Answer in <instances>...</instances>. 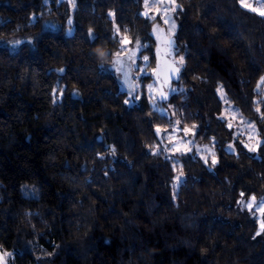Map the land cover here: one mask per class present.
<instances>
[{
  "label": "trees",
  "instance_id": "obj_1",
  "mask_svg": "<svg viewBox=\"0 0 264 264\" xmlns=\"http://www.w3.org/2000/svg\"><path fill=\"white\" fill-rule=\"evenodd\" d=\"M71 3L0 0V250L9 263L264 264V236L246 208L264 198V17L240 0H176L167 38L154 30L159 15L142 14L145 0ZM251 3L264 11V0ZM169 40L185 64L160 102L194 142L213 143L215 165L165 150L171 119L152 108L144 83ZM133 52L150 72L138 96L117 72L125 65L132 83ZM232 113L256 132V150L241 143Z\"/></svg>",
  "mask_w": 264,
  "mask_h": 264
},
{
  "label": "rangeland",
  "instance_id": "obj_2",
  "mask_svg": "<svg viewBox=\"0 0 264 264\" xmlns=\"http://www.w3.org/2000/svg\"><path fill=\"white\" fill-rule=\"evenodd\" d=\"M245 3L248 5H251L252 7L253 4L251 3V0H245ZM71 8H73V4L71 3ZM172 7V4L169 2V0H152V2L147 0V7H146V0L144 3V8L142 14L147 11L148 16L154 17L156 15H159L160 17V22L161 25L157 24L155 26V29L157 33H164L167 38H170L174 35L175 29L173 30L171 25L175 23L174 17H173V12L169 11V9ZM257 9H261L258 8ZM167 21V22H165ZM10 48L15 49L20 42H9L6 43ZM144 57L145 55H135L134 57L131 58V66L134 71V78L132 80V86L134 88L133 91H135L137 96L140 94L139 89L141 86V83L143 81V77L149 76V70L147 69L148 62L145 61ZM135 59V63L132 62V60ZM153 72V71H152ZM124 73L126 75L127 70H124ZM131 76V75H130ZM126 81V80H125ZM127 82V81H126ZM155 80H147L144 83V87L146 90V94L148 96L150 105L154 110L157 112L167 115L171 119V127L167 133V136L164 137L165 139V150L168 154L172 155H183V154H190L198 157L204 162L212 161L213 159V154L214 152V145L213 143L211 144H199L194 142L193 136H191L192 132H185L184 129L177 125L176 122L173 121L174 118H172V115L168 108L162 103L161 97L159 95V88L158 86L154 83ZM151 86V89L150 87ZM165 87H164V92H165ZM227 117H231L230 115L227 114ZM232 117L230 119V124L237 125V131L236 133L242 136L241 143L244 145L245 148L248 150L250 149H255L257 148L259 144V139L256 135V132L253 131L248 126H243L241 123V119L238 118L232 113ZM229 145H231V148H229ZM179 148V151L176 149ZM228 152L233 150V145L228 144L225 148ZM251 204L252 208L249 210L248 205ZM246 208L248 209L249 212H251L254 215V218L257 223V231L260 232L264 236V231H261L260 225L261 223H264V214L261 213V208H264V198L260 200H253L250 199L247 203ZM4 252L0 250V254H3ZM6 264L9 263V256L6 257Z\"/></svg>",
  "mask_w": 264,
  "mask_h": 264
},
{
  "label": "snow or ice",
  "instance_id": "obj_3",
  "mask_svg": "<svg viewBox=\"0 0 264 264\" xmlns=\"http://www.w3.org/2000/svg\"><path fill=\"white\" fill-rule=\"evenodd\" d=\"M70 2H72L73 6L74 5V0H70ZM169 2L172 4V7L169 9V11H172V12H175L178 8H179V5L176 3V0H169ZM240 4H241V7H247L249 8L251 11L253 12H258V14L262 17H264V11H258L255 7H252L251 5H248L245 3V0H240ZM146 7H147V0H146ZM182 10V9H181ZM114 14L109 12V16H113ZM144 15L147 17L148 16V12L146 11L144 13ZM167 22V21H165ZM172 29L174 30L176 25L173 23L171 25ZM120 29H117V33H119ZM89 36L91 37V29L89 30ZM131 43V41L128 40L127 37L124 38V40L122 41V46L123 45H127ZM168 45H169V54H171V48L173 46V42L171 40L168 41ZM132 56L134 57L135 56V52L132 53ZM145 61L147 62L148 60V57H144ZM133 63H135V59L132 60ZM185 64V58L183 56H180L178 60H175L173 61L172 63V66L170 67V77L169 79L171 78H175V79H179L180 78V72L183 68ZM260 84H264V77L261 78V81H260ZM260 84H258V88L260 87ZM150 89H151V86H149ZM172 91H176L175 89H172ZM217 91L220 93L221 95V98H224V92H223V88H218ZM159 95L162 99H167L168 96H167V93L163 92V91H160L159 92ZM124 103L127 105L130 103V100H125ZM257 111L259 112L260 109L257 108ZM264 118V117H262ZM229 127H231V125H229ZM196 128V125H192V129H195ZM160 129H157V132L159 133ZM184 131L187 133L190 131V129H184ZM229 148H231V145H229ZM177 151H179V148L176 149ZM255 149H250V151H254ZM115 154V152L113 151V155ZM154 155L158 154L156 152L153 153ZM217 163V160L215 159V157H213L212 159V164L215 165ZM183 176V171L180 172V176L177 177L176 179V183L179 184L181 182L180 180V177ZM241 195H243V193H241ZM253 200H255V198L253 197L252 198ZM248 208L249 210H251L252 208V205L249 204L248 205ZM261 213L264 214V208H261ZM260 228H261V231H264V223H261L260 225ZM261 233L260 232H257L256 235L259 236ZM9 255H11L10 253H7V252H4L3 254H0V264H6V257H8Z\"/></svg>",
  "mask_w": 264,
  "mask_h": 264
},
{
  "label": "water",
  "instance_id": "obj_4",
  "mask_svg": "<svg viewBox=\"0 0 264 264\" xmlns=\"http://www.w3.org/2000/svg\"><path fill=\"white\" fill-rule=\"evenodd\" d=\"M175 60L176 59L173 52L171 51V54H169V47L167 43L164 44V46H162L161 48H159V52L155 60V70L153 76L160 91H163V87L165 85H168L175 80V78L169 79L170 67L172 66V63ZM120 83L125 89L129 91L132 90L130 70L126 73V75H123L120 80Z\"/></svg>",
  "mask_w": 264,
  "mask_h": 264
},
{
  "label": "flooded vegetation",
  "instance_id": "obj_5",
  "mask_svg": "<svg viewBox=\"0 0 264 264\" xmlns=\"http://www.w3.org/2000/svg\"><path fill=\"white\" fill-rule=\"evenodd\" d=\"M166 43H167V45H168V42H167V41L162 42V43L160 44L159 48H161L162 46H164V44H166ZM168 47H169V45H168ZM158 52H159V51H158ZM124 67H125V65H123L122 63H118V68H120V69L117 70V72L120 73L121 78L123 77V75H125V73H124V71H123V68H124ZM128 70H129V68H128ZM128 70H127V72H128Z\"/></svg>",
  "mask_w": 264,
  "mask_h": 264
}]
</instances>
